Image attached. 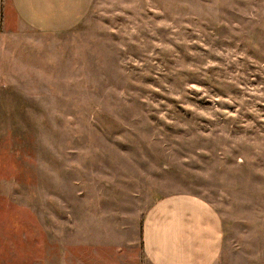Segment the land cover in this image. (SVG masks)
<instances>
[{"label":"rangeland","instance_id":"rangeland-1","mask_svg":"<svg viewBox=\"0 0 264 264\" xmlns=\"http://www.w3.org/2000/svg\"><path fill=\"white\" fill-rule=\"evenodd\" d=\"M264 264V0H93L43 34L0 0V264H150L171 196Z\"/></svg>","mask_w":264,"mask_h":264},{"label":"crops","instance_id":"crops-1","mask_svg":"<svg viewBox=\"0 0 264 264\" xmlns=\"http://www.w3.org/2000/svg\"><path fill=\"white\" fill-rule=\"evenodd\" d=\"M92 2L11 0L20 20L43 34L73 28L88 14ZM141 244L150 264H216L223 249L222 222L211 206L199 198L166 197L146 214Z\"/></svg>","mask_w":264,"mask_h":264},{"label":"bare ground","instance_id":"bare-ground-1","mask_svg":"<svg viewBox=\"0 0 264 264\" xmlns=\"http://www.w3.org/2000/svg\"><path fill=\"white\" fill-rule=\"evenodd\" d=\"M29 3H30V1H29ZM32 4V3H31ZM27 7V6H26ZM25 9V8H24ZM34 9V8H33ZM35 9H37V8H35ZM25 11H27V10H25ZM30 13H31V11H30Z\"/></svg>","mask_w":264,"mask_h":264}]
</instances>
